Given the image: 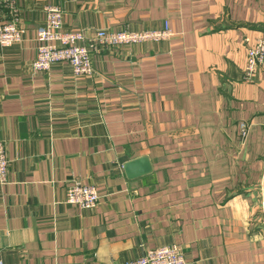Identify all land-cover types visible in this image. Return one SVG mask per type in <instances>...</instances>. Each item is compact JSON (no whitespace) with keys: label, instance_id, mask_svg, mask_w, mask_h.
Listing matches in <instances>:
<instances>
[{"label":"crops","instance_id":"crops-1","mask_svg":"<svg viewBox=\"0 0 264 264\" xmlns=\"http://www.w3.org/2000/svg\"><path fill=\"white\" fill-rule=\"evenodd\" d=\"M16 1L24 40L0 46V261L126 264L180 246L188 264H264V66L244 79L264 0ZM54 6L64 32L168 22L174 37L104 48L92 76L65 63L36 72ZM141 158L152 171L130 178ZM75 180L97 188L92 211L65 202Z\"/></svg>","mask_w":264,"mask_h":264},{"label":"built area","instance_id":"built-area-1","mask_svg":"<svg viewBox=\"0 0 264 264\" xmlns=\"http://www.w3.org/2000/svg\"><path fill=\"white\" fill-rule=\"evenodd\" d=\"M8 11L9 23L0 27V46L9 48L24 40L23 31L19 27L23 15L16 0H0V15ZM46 21L38 30L37 57L33 68L37 72H49L56 64H68L73 67L76 77L94 75L93 59L102 49L112 51L137 46L138 44L170 41L174 37L169 23L154 30L131 31L129 29L114 32L108 29L98 30L94 34L63 31V11L58 7L45 10ZM247 69L244 79L248 82L255 80L257 72L264 66V40L259 39L256 46L248 50ZM241 141L249 136L247 123L239 125ZM10 162L4 142L0 141V185H6L10 174ZM67 191L65 202L77 206L84 211H92L100 204V197L94 185L88 186L80 181H74ZM0 264H3L0 261ZM126 264H188L184 250L180 246H161L150 249L145 255Z\"/></svg>","mask_w":264,"mask_h":264},{"label":"water","instance_id":"water-1","mask_svg":"<svg viewBox=\"0 0 264 264\" xmlns=\"http://www.w3.org/2000/svg\"><path fill=\"white\" fill-rule=\"evenodd\" d=\"M127 175L130 178H136L152 171L151 166L146 158L134 160L125 165Z\"/></svg>","mask_w":264,"mask_h":264}]
</instances>
